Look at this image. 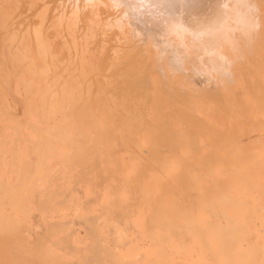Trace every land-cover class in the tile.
<instances>
[{
    "label": "bare ground",
    "instance_id": "obj_1",
    "mask_svg": "<svg viewBox=\"0 0 264 264\" xmlns=\"http://www.w3.org/2000/svg\"><path fill=\"white\" fill-rule=\"evenodd\" d=\"M0 264H264V0H0Z\"/></svg>",
    "mask_w": 264,
    "mask_h": 264
}]
</instances>
